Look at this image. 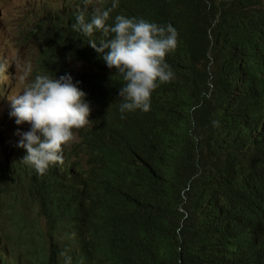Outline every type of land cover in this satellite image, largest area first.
Here are the masks:
<instances>
[{"label": "trees", "instance_id": "16d2710c", "mask_svg": "<svg viewBox=\"0 0 264 264\" xmlns=\"http://www.w3.org/2000/svg\"><path fill=\"white\" fill-rule=\"evenodd\" d=\"M262 1L119 0L111 15L171 23L178 33L165 57L174 77L153 90L148 111L123 119L122 77L87 43L100 33L71 27L76 12L90 18L95 6L36 8L41 70L82 80L96 112L59 170L35 173L0 153V264H264L254 246L231 257L233 239L214 244L196 216L204 210L197 194L214 193L210 169L196 176L200 159L205 168L229 153H264V43L253 47L264 31ZM73 61L90 70L76 72ZM230 186L233 205L247 209Z\"/></svg>", "mask_w": 264, "mask_h": 264}, {"label": "clouds", "instance_id": "9594fccd", "mask_svg": "<svg viewBox=\"0 0 264 264\" xmlns=\"http://www.w3.org/2000/svg\"><path fill=\"white\" fill-rule=\"evenodd\" d=\"M54 1L48 0L47 4V0L36 3L29 0L26 4L32 13L23 19L20 35L23 41L19 40L16 44L27 45L35 55L30 75L26 79L24 75L19 77L12 64L0 61V95L9 96L5 115L0 119V153L10 157L18 155L25 168L35 173H49L61 169L66 163L71 164L74 159L72 148L80 140V129L91 123L89 119L96 112L82 80L75 81L74 75L67 72L52 76L41 70L45 63L40 60L39 47L32 36L39 17L31 16L40 6L45 5L49 10L55 7ZM11 2L0 0V17L3 16V8ZM84 3L95 6L91 17L86 18L84 11H78L74 14L71 27L83 36L92 37L94 33H100L99 43L91 38L87 43L100 54L108 68H114L122 77L123 83L118 89L121 119L126 112L148 111L153 90L174 77L165 57L177 46L176 28L171 23L160 24L122 14L113 16L111 14L118 7L119 0H111L109 6H100L98 2L89 0H84ZM258 6L256 2L248 5ZM86 8L91 9L89 6ZM262 43L264 31L253 40V47L257 49ZM72 65L76 72L90 70V65L85 62L73 61ZM258 158L229 153L212 158L208 163L211 167L205 168L200 159L196 176L206 168L210 169L214 193L211 196L197 194L196 207L203 200L204 210L196 212V216L197 229L214 244L233 239L231 257L248 255L251 252L248 249L254 246L257 251L254 258L262 261L264 153ZM255 161H260V164H255ZM230 184H237L248 203L247 209L233 205L230 196L234 186ZM187 191H184L185 198ZM181 211L184 209L181 208ZM69 260L66 258L65 264Z\"/></svg>", "mask_w": 264, "mask_h": 264}, {"label": "rangeland", "instance_id": "374dc122", "mask_svg": "<svg viewBox=\"0 0 264 264\" xmlns=\"http://www.w3.org/2000/svg\"><path fill=\"white\" fill-rule=\"evenodd\" d=\"M28 1L12 0L8 7L3 8V16L0 17V61H6L12 64L18 76L21 77L24 75V79L30 75L35 62V55L27 45L23 43L16 44L19 40L23 41V37H20L22 34L23 19L32 13L29 6H26ZM31 1L36 3L38 0ZM81 1L83 0H55L54 5L58 6L65 3L73 4L74 2ZM89 1L99 2L100 0ZM47 4H49L48 0ZM8 97L0 95V119L5 115Z\"/></svg>", "mask_w": 264, "mask_h": 264}]
</instances>
